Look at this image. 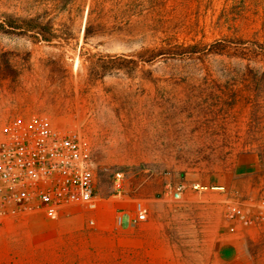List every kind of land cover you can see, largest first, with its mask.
<instances>
[{
  "label": "rangeland",
  "instance_id": "374dc122",
  "mask_svg": "<svg viewBox=\"0 0 264 264\" xmlns=\"http://www.w3.org/2000/svg\"><path fill=\"white\" fill-rule=\"evenodd\" d=\"M8 115L79 133L100 204L0 225V264H264V226L225 218L264 193V0H0Z\"/></svg>",
  "mask_w": 264,
  "mask_h": 264
},
{
  "label": "built area",
  "instance_id": "2783aa9c",
  "mask_svg": "<svg viewBox=\"0 0 264 264\" xmlns=\"http://www.w3.org/2000/svg\"><path fill=\"white\" fill-rule=\"evenodd\" d=\"M124 178L121 172L114 177L118 195L124 190ZM188 190L227 191L224 186L169 183L164 199L179 201ZM99 204L93 151L79 133L56 130L39 115L0 116V225L35 216L58 220L75 208L95 212ZM225 218L232 234L263 227L264 193L229 200ZM147 219L148 208L137 200L131 224Z\"/></svg>",
  "mask_w": 264,
  "mask_h": 264
},
{
  "label": "crops",
  "instance_id": "0c3cea01",
  "mask_svg": "<svg viewBox=\"0 0 264 264\" xmlns=\"http://www.w3.org/2000/svg\"><path fill=\"white\" fill-rule=\"evenodd\" d=\"M227 185H233L234 187H236V185H238V183H236V182H232V181H230V182H228L227 183ZM215 186H218V185H215ZM219 186H221V185H219ZM249 189V188H248ZM101 210H103V208H101ZM103 211H100L99 213H98V216L99 217H103V213H102ZM122 223H123V221H122ZM129 224H131V218L129 217Z\"/></svg>",
  "mask_w": 264,
  "mask_h": 264
}]
</instances>
